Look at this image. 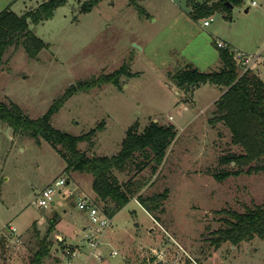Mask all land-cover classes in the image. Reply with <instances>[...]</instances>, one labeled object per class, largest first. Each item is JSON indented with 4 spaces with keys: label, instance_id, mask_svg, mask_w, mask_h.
<instances>
[{
    "label": "rangeland",
    "instance_id": "1",
    "mask_svg": "<svg viewBox=\"0 0 264 264\" xmlns=\"http://www.w3.org/2000/svg\"><path fill=\"white\" fill-rule=\"evenodd\" d=\"M42 1L0 0V10L11 5L21 14ZM85 1L67 0L52 17L29 19L30 28L47 45L36 57L23 45L7 50L0 68V96L38 117L71 84L125 63L139 74L121 75L120 84L76 90L53 115V123L75 134L95 127L92 141L79 143L89 154L117 153L130 126L142 131L152 119L174 123L178 130L155 172L142 154L127 170H115L123 181L143 177L145 196L168 188L164 210H150L134 196L114 215L99 245L103 256L93 257L91 264H125L126 259L128 264H150L157 257L153 248L166 250L167 264H264V237L220 246L211 240L225 225L229 209L264 204V171L215 176L239 166L223 162L222 156L243 150L231 141L222 121L210 120L220 87L203 82L184 89L173 79L189 64L200 71L219 69L217 37L235 51L261 52L263 57L264 0H241L231 15L216 8L200 16L194 14L196 1L206 0H136L144 13L131 0H100L84 11ZM259 67L264 68L263 62ZM66 162L49 140L15 132L0 118V264H31L39 247L36 227L44 236L53 218L57 228L50 233L52 250L42 264H55V248L61 245L57 233L66 236L67 243L84 235L89 219L77 198L93 188V174L67 171ZM61 175L69 181L54 201L36 204L40 190ZM114 248L120 252L111 255Z\"/></svg>",
    "mask_w": 264,
    "mask_h": 264
},
{
    "label": "trees",
    "instance_id": "2",
    "mask_svg": "<svg viewBox=\"0 0 264 264\" xmlns=\"http://www.w3.org/2000/svg\"><path fill=\"white\" fill-rule=\"evenodd\" d=\"M100 0H86L82 10L93 8ZM141 13L145 8L136 0ZM210 0L196 1L194 14L200 16L212 9L223 8L231 15L232 6L241 0ZM67 3V0H44L36 6H31L25 12L17 13L11 5L0 10V68L4 62L7 50L11 46L23 45L30 56L36 57L47 42L39 37L29 25V19L34 22L43 21L52 17L57 6ZM222 65L212 71H200L193 65L180 68L173 74L177 84L188 89L203 82L219 85L222 93L215 100L212 122L222 121L231 132V141L239 144L243 150L222 156L223 162H236L235 169L218 171L215 176L224 179L232 174L241 172L264 171V78L254 69L249 68L242 72V66L234 56L235 50L229 46L221 47L217 44ZM123 74L133 76L139 72L131 71L127 64L110 73L93 76L71 84L64 93L55 99L48 110L38 117H31L14 100H6L0 96V118L12 125L15 132L26 133L35 138L44 137L61 152L65 158L67 171L80 170L93 174V189L95 200L102 204L105 210L116 214L134 196L150 210L161 208L164 210L163 200L168 195V188L161 192H154L145 196L141 190L145 184L143 177L130 176L123 181L115 170H127L136 159L137 154L146 158V164H151L152 171H156L166 157L167 149L177 136L178 130L174 123H162L152 119L142 131L137 126H130L122 140V146L114 154H89L82 149L79 143L83 140L92 141L96 128L87 132L75 134L56 126L53 115L61 109L66 99L78 89L96 87L105 82L120 84ZM137 165L140 166L139 162ZM247 164L244 168L242 165ZM145 166V163L144 165ZM226 223L220 227L211 238L212 243L220 246L225 241L239 244L244 239H252L256 235L264 237V204H256L244 211L229 209ZM157 219V217H155ZM57 219L51 220L48 231L40 235L39 247L34 252L31 264H42L46 255L50 253V233L56 227ZM137 264H148L139 262Z\"/></svg>",
    "mask_w": 264,
    "mask_h": 264
},
{
    "label": "built area",
    "instance_id": "3",
    "mask_svg": "<svg viewBox=\"0 0 264 264\" xmlns=\"http://www.w3.org/2000/svg\"><path fill=\"white\" fill-rule=\"evenodd\" d=\"M252 3H256V0H252ZM213 19L205 18L204 24H209ZM216 43L221 47H227V41L223 38H216ZM235 58L242 66V72L252 68L262 77L264 76V68L259 67V63L262 59L260 53H244L241 51H235ZM68 182V178L64 175L58 176L55 180L44 186L37 195L36 204L40 206H47L54 201L55 193ZM78 191V189L76 190ZM72 196H75L73 193ZM136 200L137 196H135ZM77 206L82 211L88 214L89 222L85 225V235L82 242L79 243H67L65 237L62 234L57 233L56 240L61 243L56 247V261L55 264H91L93 257L102 258V254L99 252V245L101 244L103 237L107 234V231L112 226L114 215L109 214L105 208L99 204L94 197L87 194L85 191L78 195ZM12 230L17 229L15 225H11ZM66 242V243H65ZM157 257L154 262L150 264H167L166 250H158L153 248ZM120 251L116 248L111 250V255H116ZM128 264V261H126Z\"/></svg>",
    "mask_w": 264,
    "mask_h": 264
},
{
    "label": "crops",
    "instance_id": "4",
    "mask_svg": "<svg viewBox=\"0 0 264 264\" xmlns=\"http://www.w3.org/2000/svg\"><path fill=\"white\" fill-rule=\"evenodd\" d=\"M251 53V52H250ZM261 62H263V64H264V55H263V57H262V59H261ZM222 93V90L220 89L219 90V96H220V94ZM68 181H69V179H68ZM47 185V184H46ZM45 185V186H46ZM87 194H89V195H91L92 197H94V195L93 194H96L95 193V191H94V189L92 188V189H87V192H86ZM95 199V198H94ZM139 201V200H138ZM141 203V202H140ZM56 228H57V225H56ZM57 232H59L58 230H56ZM76 232H77V234L79 233L78 232V229H76ZM84 232H85V226H84ZM59 233H61V232H59ZM86 233V232H85ZM85 233H84V235H85ZM62 234V233H61ZM63 235V234H62ZM84 235H81V238H80V240L78 241H74V242H70V243H79V242H82V240H83V238H84ZM64 236V235H63ZM65 237V239H66V241H67V238H66V236H64ZM68 242V241H67ZM56 259H57V257H56ZM126 261H127V259H126Z\"/></svg>",
    "mask_w": 264,
    "mask_h": 264
},
{
    "label": "water",
    "instance_id": "5",
    "mask_svg": "<svg viewBox=\"0 0 264 264\" xmlns=\"http://www.w3.org/2000/svg\"><path fill=\"white\" fill-rule=\"evenodd\" d=\"M137 45H139L138 43H136ZM140 46V45H139ZM154 120H156V119H154ZM147 208H149V203H148V206H147Z\"/></svg>",
    "mask_w": 264,
    "mask_h": 264
}]
</instances>
